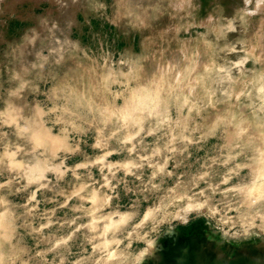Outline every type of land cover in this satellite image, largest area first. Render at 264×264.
Segmentation results:
<instances>
[{
  "label": "clouds",
  "instance_id": "9594fccd",
  "mask_svg": "<svg viewBox=\"0 0 264 264\" xmlns=\"http://www.w3.org/2000/svg\"><path fill=\"white\" fill-rule=\"evenodd\" d=\"M13 4L0 264H156L197 221L264 242V0H0V16Z\"/></svg>",
  "mask_w": 264,
  "mask_h": 264
},
{
  "label": "rangeland",
  "instance_id": "374dc122",
  "mask_svg": "<svg viewBox=\"0 0 264 264\" xmlns=\"http://www.w3.org/2000/svg\"><path fill=\"white\" fill-rule=\"evenodd\" d=\"M15 7L13 4L11 10L0 16V24L7 29L21 23ZM160 243L163 246L156 264H264V242L220 243L209 237L203 221L180 226L166 237L162 236Z\"/></svg>",
  "mask_w": 264,
  "mask_h": 264
},
{
  "label": "bare ground",
  "instance_id": "6f19581e",
  "mask_svg": "<svg viewBox=\"0 0 264 264\" xmlns=\"http://www.w3.org/2000/svg\"><path fill=\"white\" fill-rule=\"evenodd\" d=\"M185 254V253H184ZM185 258H186V256H185ZM185 261V260H184ZM184 263V262H183Z\"/></svg>",
  "mask_w": 264,
  "mask_h": 264
}]
</instances>
